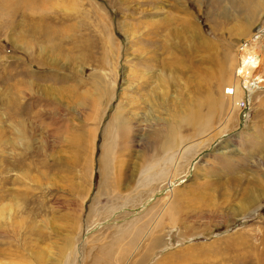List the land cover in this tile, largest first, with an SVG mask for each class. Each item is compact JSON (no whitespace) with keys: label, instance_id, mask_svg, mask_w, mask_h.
<instances>
[{"label":"rangeland","instance_id":"rangeland-1","mask_svg":"<svg viewBox=\"0 0 264 264\" xmlns=\"http://www.w3.org/2000/svg\"><path fill=\"white\" fill-rule=\"evenodd\" d=\"M0 264H264V0H0Z\"/></svg>","mask_w":264,"mask_h":264},{"label":"bare ground","instance_id":"bare-ground-1","mask_svg":"<svg viewBox=\"0 0 264 264\" xmlns=\"http://www.w3.org/2000/svg\"><path fill=\"white\" fill-rule=\"evenodd\" d=\"M259 37V36H258ZM49 62V61H48ZM52 63V62H51ZM187 64V63H186ZM255 64H256V62H255V60L252 58V57H249V59H246V60H244L243 62H242V65H241V67L239 68V73L240 74H242V76H244V75H247V74H245V71H243V73H241V71H242V69H244V68H247L248 66H250V67H252V68H254L255 67ZM252 65V66H251ZM193 72V71H192ZM173 74V73H172ZM158 75V74H157ZM192 75V74H191ZM239 75V74H238ZM162 78V77H161ZM241 78V76L239 77V79ZM160 79V78H159ZM155 80V79H154ZM161 82V81H160ZM230 89V88H229ZM232 89V88H231ZM233 90V89H232ZM225 93V92H224ZM226 95H228V94H226ZM230 96V95H229ZM202 104V103H201ZM124 109V108H123ZM176 112V111H175ZM199 116H200V114H199ZM114 118V121H117L118 122V118H116L115 119V116L113 117ZM112 118V119H113ZM204 118V117H203ZM198 119H200L201 120V118L199 117ZM199 120V121H200ZM198 121V122H199ZM113 122V121H112ZM120 122V121H119ZM204 125H205V123H204ZM119 126V125H118ZM193 126V125H192ZM118 128V127H117ZM202 128V127H201ZM201 130V129H200ZM199 131V130H198ZM205 131V130H204ZM20 132H22L21 130L19 131V133ZM194 132V131H193ZM200 132V131H199ZM16 133V135L18 136L19 135V133H17V132H15ZM25 134H26V132H25ZM176 134V133H175ZM13 135V134H12ZM119 135V134H118ZM176 137V136H175ZM167 139V138H166ZM169 139V138H168ZM170 141V140H169ZM178 141V140H177ZM181 141V140H180ZM170 143V142H169ZM174 146V145H173ZM171 148H174V147H172L171 146ZM171 148L169 149V151L171 150ZM166 151V150H165ZM169 154V153H168ZM171 158V157H170ZM172 159V158H171ZM236 181V180H235ZM238 181V180H237ZM253 183H255V182H253ZM258 184V183H257ZM251 185L249 184V187H250ZM253 186V185H252ZM259 195H260V193L257 195V199H258V197H259ZM256 198H255V196H254V193L253 192H251V191H249V192H247L246 193V195H245V197L244 198H242V199H240L239 200V203L240 204H251L252 202H255L256 200H257ZM246 201H248L247 203H246Z\"/></svg>","mask_w":264,"mask_h":264},{"label":"built area","instance_id":"built-area-1","mask_svg":"<svg viewBox=\"0 0 264 264\" xmlns=\"http://www.w3.org/2000/svg\"><path fill=\"white\" fill-rule=\"evenodd\" d=\"M225 94H228V95H230V96H232L233 95V90L230 88H228V89H225ZM246 106H247V103L245 102V100H240L239 101V103H238V107L240 108V109H244V108H246Z\"/></svg>","mask_w":264,"mask_h":264}]
</instances>
